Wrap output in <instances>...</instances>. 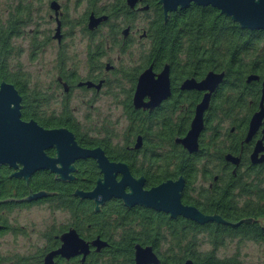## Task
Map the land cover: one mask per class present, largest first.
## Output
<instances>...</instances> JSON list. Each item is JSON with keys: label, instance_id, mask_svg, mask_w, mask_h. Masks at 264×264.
<instances>
[{"label": "flooded vegetation", "instance_id": "1", "mask_svg": "<svg viewBox=\"0 0 264 264\" xmlns=\"http://www.w3.org/2000/svg\"><path fill=\"white\" fill-rule=\"evenodd\" d=\"M51 1L55 2L57 8L52 9L49 6ZM157 1L151 6L148 0H139L129 8L125 0L123 5L119 4V0H79V4L84 3V11L77 20H72L66 19L67 8L71 5L70 0H47V18L53 24L52 28L42 32L36 29L29 42L32 41L33 56L40 54L49 44L54 46V52L48 69L50 72L37 75L25 74L18 68L12 69L9 64L14 56L19 58L22 54L21 47L14 50L11 39L26 35L23 27L22 30L19 28L24 23L21 15L18 17L17 14V19L8 18L10 3L6 1L0 16V50L4 49L2 59L7 76L0 81L11 84L19 95L21 121L28 122L30 119L42 129H66L73 135L79 147L100 148L107 160L124 163L133 178L141 176L143 190L168 179L175 180L179 175L183 181L180 191L181 204L192 206L201 214H215L223 221L237 223L219 221L215 223L214 220L197 223L182 216L170 218L167 213L141 205L126 207L118 198L104 202L99 206L100 211L106 203L116 199L126 211L148 209L161 213L167 217L168 222L177 224V227L172 229L177 230L182 238L183 255L185 240L188 239L195 241L193 249L198 254L210 253L217 259H225L228 264H238L236 252L229 254L225 252L220 256L217 254V248L224 243L234 245L239 251L243 242H251L264 252V229L257 223L258 218H264V158L258 164H253L249 160L254 142L260 140L264 145V123L260 124L247 142L244 141L249 117L258 108L260 80L264 72L254 73L258 80L248 83L244 80L248 85L251 82L256 83L257 96H244L239 101H235L233 94L229 96L228 92L220 96L221 91L218 88L222 86L223 76L221 82L210 92L207 107L202 113V130L197 138V150L187 152L175 140L184 136L193 118L195 105L205 91L182 88L181 85L186 79L198 82L206 72L199 75L196 63L191 67V73H186L188 64L184 63V59H178L174 64L163 59L162 55L160 58L156 56V51L152 48H155L157 43L153 41L150 26L155 23L157 16L154 15L153 7H158L162 15ZM138 15H144V18L138 20ZM91 16L93 20L98 19L93 27L88 26ZM74 32L76 34L73 35ZM75 36L76 42L80 45L78 49L74 48ZM125 55L128 56L127 59ZM129 55H134L135 58L132 59ZM164 65L168 66L167 95L156 104H150V93L143 91L139 99L134 100L140 73L149 67L151 77L154 79ZM101 98L108 99L112 105L114 115L111 120L98 113L97 103ZM218 101L225 102L222 111L226 115L225 125H216L213 121L216 118ZM239 102L241 105L237 106ZM83 125L97 126L85 128ZM109 125H113L114 131L110 132ZM117 125L121 128L118 133ZM118 134L121 136L116 137ZM77 137L83 139V142L78 141ZM218 143L221 146L219 151ZM105 150L112 151V155H108ZM179 152H184L186 159L193 160V166L184 170L172 169L174 175L157 183L148 184L146 176L156 174L158 172L156 170L164 163L167 164V168L183 166V161H178ZM44 153L47 157H56L54 146L44 149ZM227 153L239 157L237 164L224 160L223 156ZM263 154L264 149L258 152V157ZM14 164L16 167L0 163V200L26 197L28 190L30 193L41 190L56 194L29 201L25 199L0 201V236L7 232L20 234L21 228L16 226L18 213L32 206L44 205L47 208L49 206L50 209L63 210V214L66 215L64 221L52 223L45 229L42 245L36 248V252L31 256L35 258L34 264H43L45 255L60 247V236L70 229L87 243V252L83 253L84 255L77 253L68 258L55 254L52 257L53 264H134L133 246L136 244L149 246L158 260L156 264H168L171 259L168 258L173 257L172 253L175 254L168 246V224L162 225L163 239L159 242L163 248V241L166 240L164 257L167 260L160 259V253L164 250L156 249L152 244L134 242L131 251L126 253L123 250L124 243L120 240V227L126 224L137 227L139 221L131 220V216L127 221L117 212L116 227L110 231L108 237L100 236L98 233L89 236V221L85 216L87 213L84 215L82 211H78L73 217L69 211L72 204L68 200L74 198L79 203L89 201L92 204V211L100 212L94 210L92 200L80 199L70 194L74 189L87 191L94 185L89 189H82L73 185L72 182L76 178H86L92 172L97 178L102 176L94 159L86 157L73 160L70 164L74 170L69 174L74 178L70 180L54 179L58 178L59 174L48 168L37 169L26 179L28 189L22 176L8 177L22 166L17 161ZM55 167H59L57 162ZM119 176L120 174H116L115 178L118 179ZM43 178L51 179L53 183L51 186H58V189L45 188L41 184ZM66 184L68 195L65 196V200L68 203L61 201L65 192L63 186ZM245 218L253 220L239 221ZM78 223L80 226H77ZM96 237L105 242V246L98 250L90 245ZM196 241L207 243L208 248H198ZM6 258L0 255V264L32 263L29 257H21L15 262L7 261ZM184 262L185 260H182L180 264Z\"/></svg>", "mask_w": 264, "mask_h": 264}, {"label": "water", "instance_id": "2", "mask_svg": "<svg viewBox=\"0 0 264 264\" xmlns=\"http://www.w3.org/2000/svg\"><path fill=\"white\" fill-rule=\"evenodd\" d=\"M137 1L139 0H125V3L129 8H132ZM157 2L161 7L163 21L166 19L168 12L186 8L192 3L196 6H211L215 8L220 14L229 17L240 28L264 31V0H158ZM49 6L52 9L57 8L54 1H51ZM143 8L145 7H140V9ZM97 21L98 19L93 20L92 16L89 17L88 26L93 27ZM150 73V68L148 67L138 76L134 100H138L140 94L146 91L150 93V104H156L168 93V66L164 65L154 79H152ZM223 76L224 73L222 71L209 70L198 82L193 79H186L181 85L182 88H197L205 91L200 101L195 105L193 118L184 136L175 140L189 153L197 150V138L202 130V113L207 107L210 92L221 82ZM258 79L256 74L250 73L246 75L245 82L248 83ZM19 101L20 97L13 86L0 81V163H7L12 167H16L15 161L22 164L21 168H17L18 171H13L8 177L10 175L22 176L26 184V179L32 172L37 169L48 168L59 174V177L54 179L70 180L74 178L69 174L70 171L74 170L70 163L75 159L90 157L95 160L102 176L95 179V183L90 190L74 189L70 194L80 199L92 200L94 210L100 211L99 206L104 202L111 198H118L126 207L141 205L154 211L167 213L170 218L182 216L190 218L197 223H204L210 220H214L215 223L217 221L226 222L215 214L204 215L192 206L181 204L180 191L183 181L179 175L175 180L168 179L147 190H143V178L141 176L133 178L124 163L107 160L100 148L85 149L79 147L74 141L73 135L66 129H42L30 119L28 122L21 121L19 119ZM263 103L264 74L260 80L258 108L249 117L248 128L244 138L245 142L251 138L260 124L264 123ZM49 146H54L56 157H47L45 155L44 149ZM263 149L264 145H262L261 141L256 140L249 154L251 163L258 164L263 160L264 154L258 157V152ZM223 157L225 161L233 164H237L239 160V157L228 153ZM56 162L59 167H55ZM116 174H120L118 179L115 178ZM50 194L56 193L41 190L30 193L28 190L26 197L20 199L6 198L0 201L21 199L29 201ZM252 220L251 218H245L239 221L251 222ZM257 223L264 229V218H258ZM60 240V247L46 254L43 258V264H53L52 257L55 254L68 258L77 253L85 254L87 252V243L81 240L72 229L63 233L60 236ZM90 245L98 250L105 246V242L96 237L90 242ZM133 257L134 264H156L158 261L149 246L143 247L138 244L133 246ZM183 264H191V261L185 260Z\"/></svg>", "mask_w": 264, "mask_h": 264}, {"label": "trees", "instance_id": "3", "mask_svg": "<svg viewBox=\"0 0 264 264\" xmlns=\"http://www.w3.org/2000/svg\"><path fill=\"white\" fill-rule=\"evenodd\" d=\"M148 1L151 6H154L156 0ZM123 2L124 0H119L120 5H123ZM155 8L153 7L154 15L157 16H155V23L150 26V33L153 41L157 43L152 49L156 51L158 58L162 55L163 59L174 64L178 59H184V63L188 64L186 73H191V67L196 63L199 75L208 70L223 71L224 81L218 88L221 91L220 96H223L224 92H228L229 96L233 94L235 101L241 100L244 96H257L256 83L251 82L248 85L244 83V80L247 74L264 72V31L242 29L229 17L220 14L211 6H196L191 3L186 8L168 13L164 21L158 7ZM3 53L4 49L2 48L0 50V80L7 76L2 59ZM223 99L225 101L226 97ZM222 101H218L217 113L224 110L225 102ZM241 102L237 106L241 105ZM77 140L83 142L80 137H77ZM105 151L108 155H112V151ZM178 155V161L182 160L183 166L167 168V164L164 163L156 170L158 171L156 174L146 176L147 183L154 184L174 175L175 172L172 169L184 170L193 166V160L186 159L184 152H179ZM96 178L92 172L90 176L83 179L76 178L72 183L82 189H89ZM41 184L45 188L58 189V186H51L53 184L51 179L43 178ZM67 188V184L63 186L65 192L61 201L64 203H68L65 200V196L68 195ZM68 201L72 204L69 206V211L73 217L78 211H82L84 215L87 213L85 216L89 221V236L92 233H98L100 236L108 237L110 231L116 227V212L127 221L130 216L131 220L138 219L137 227L128 224L120 227V240L124 243L123 250L126 253L131 251L134 242L152 244L156 249L164 250L160 253V259L167 260L164 257L166 240L163 241V248L159 242L163 239L162 225L168 224V246L171 251H175V254L172 253L173 257L168 258H171L168 264H180L182 260L186 259H190L193 264H228L225 259H217L210 253L198 254L195 252L193 249L194 240H185V254L183 255L181 251L182 238L177 230L172 229L177 227V224L168 222L167 217L161 213L148 209H137V212L126 211L120 206V203L116 202V199L110 200L100 212L95 213L92 211V204L89 201L79 203L74 198ZM77 226H80V223Z\"/></svg>", "mask_w": 264, "mask_h": 264}, {"label": "rangeland", "instance_id": "4", "mask_svg": "<svg viewBox=\"0 0 264 264\" xmlns=\"http://www.w3.org/2000/svg\"><path fill=\"white\" fill-rule=\"evenodd\" d=\"M8 1V18H15L22 16L24 23L20 25L24 29V37H15L11 39V44L14 50L19 47L22 49L20 57L14 56L9 63L12 69L18 68L25 74L37 75L47 74L51 66L54 46L52 44L47 45L44 50L37 56L31 55L32 41L29 42V38L33 37L36 29L38 31H46L52 28V23L47 18V0H0V16L2 15L1 9L3 4ZM70 6L67 8V18L77 20L84 11V3L79 4V0H70ZM72 7V11H71ZM17 17V18H18ZM138 20L144 18V15H138ZM15 18V19H17ZM76 32L73 33V35ZM74 48L80 47L77 41V37H74ZM132 59L134 55H129ZM128 56L125 55V59ZM98 113L107 116L110 120L113 118L114 112L112 111V105L108 99H100L97 103ZM80 115V114H77ZM216 118L213 120L216 125H225L224 118L226 115L222 112H216ZM227 125V123H226ZM85 128H95L97 125H83ZM104 126V125H103ZM112 132L113 125H109ZM120 126H116V133L120 131ZM92 133V132H91ZM118 134L116 137H120ZM217 149L221 147L218 143ZM68 216V215H67ZM66 215L63 214V210L50 209L44 205L32 206L27 209H23L18 213L16 226L21 228L20 234L4 233L0 236V255L7 257V261L15 262L21 257H29L31 264H34L35 258L31 257L36 252V248L42 245L43 233L47 227L52 223H59L58 221H64ZM196 245L200 249L208 248L207 243L203 241H196ZM227 252L237 254L238 264H264V252L259 248L258 245L251 242H243V246L240 247L239 251L235 249L234 245H225L224 243L217 248V254L221 256L222 253Z\"/></svg>", "mask_w": 264, "mask_h": 264}]
</instances>
